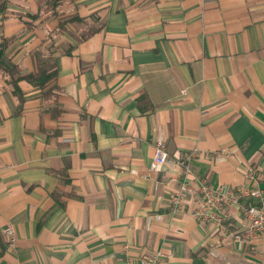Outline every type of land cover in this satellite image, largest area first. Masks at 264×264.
<instances>
[{"label": "crops", "instance_id": "obj_1", "mask_svg": "<svg viewBox=\"0 0 264 264\" xmlns=\"http://www.w3.org/2000/svg\"><path fill=\"white\" fill-rule=\"evenodd\" d=\"M49 1L0 12L6 60L53 73L18 93L0 73V264H264L237 205L172 214L181 169L149 170L162 131L194 190L264 194V0Z\"/></svg>", "mask_w": 264, "mask_h": 264}, {"label": "built area", "instance_id": "obj_2", "mask_svg": "<svg viewBox=\"0 0 264 264\" xmlns=\"http://www.w3.org/2000/svg\"><path fill=\"white\" fill-rule=\"evenodd\" d=\"M223 155H227L223 151ZM193 153L190 152L183 157L169 155L165 145V135L161 131L155 137L153 143V154L149 163V170L158 172L165 166L181 169V178L170 193L169 210L172 214L180 212L189 201L193 205V215L201 220H213L220 223L227 217V206L237 205L246 218V234L251 238H260L264 242V194L258 187L237 185L228 187L226 185L212 186L206 181H201L197 190H194L189 181L191 172V161ZM252 199L251 203L246 202ZM8 245L12 246L16 239L14 226L9 223L2 229ZM217 246L211 245L210 255L217 254ZM160 254L143 255V264H157ZM30 264V263H25Z\"/></svg>", "mask_w": 264, "mask_h": 264}, {"label": "trees", "instance_id": "obj_3", "mask_svg": "<svg viewBox=\"0 0 264 264\" xmlns=\"http://www.w3.org/2000/svg\"><path fill=\"white\" fill-rule=\"evenodd\" d=\"M56 5L57 0H50L49 3ZM5 10V0H0V12ZM36 14H29L28 16L36 17ZM77 16L66 17L64 20L77 19ZM95 29L91 30L92 33ZM14 35L3 36L0 38V73L5 75L7 82L11 83L13 86V92L18 93L17 82L19 80H25L33 86L41 87L43 86L53 75V73H48L45 71L38 72H24L23 69L16 63H12L6 60L4 56L5 49L13 40ZM1 253V251H0Z\"/></svg>", "mask_w": 264, "mask_h": 264}]
</instances>
